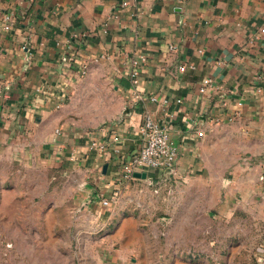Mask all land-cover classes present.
Instances as JSON below:
<instances>
[{"label": "crops", "instance_id": "0c3cea01", "mask_svg": "<svg viewBox=\"0 0 264 264\" xmlns=\"http://www.w3.org/2000/svg\"><path fill=\"white\" fill-rule=\"evenodd\" d=\"M3 14L12 16L7 30ZM263 22L264 0H0V131L35 146L41 165L69 175L80 209L75 222L94 234L98 264H209L187 261L190 251L148 249L139 220L123 216L130 183H139L136 192L150 183L116 180L141 146L145 116L168 125L178 147L170 176L199 167L206 145L223 136L231 158L242 160L233 191L264 195ZM133 61L135 88L128 76ZM95 70L120 96L116 119L94 138L105 143L102 151L89 149L92 135L67 132L63 120L64 102ZM207 78L211 84L201 90ZM149 176L156 183L170 177L158 170ZM116 190L104 207L101 199Z\"/></svg>", "mask_w": 264, "mask_h": 264}, {"label": "rangeland", "instance_id": "374dc122", "mask_svg": "<svg viewBox=\"0 0 264 264\" xmlns=\"http://www.w3.org/2000/svg\"><path fill=\"white\" fill-rule=\"evenodd\" d=\"M114 87L99 70L82 80L64 102V129L82 139L101 137L98 131L118 115ZM9 135L0 131V264H98L94 234L75 222L80 209L69 175L41 165L35 146ZM213 140L192 172L143 182L142 192L132 181L123 216L139 220L140 242L148 249L190 251V262L264 264V195L233 191L235 164L242 160L231 158L223 136Z\"/></svg>", "mask_w": 264, "mask_h": 264}, {"label": "built area", "instance_id": "2783aa9c", "mask_svg": "<svg viewBox=\"0 0 264 264\" xmlns=\"http://www.w3.org/2000/svg\"><path fill=\"white\" fill-rule=\"evenodd\" d=\"M11 15H2L5 30L12 26ZM259 32L261 34L264 33V22L260 26ZM180 69L183 70L184 66H181ZM128 76L131 85L135 88L138 84V67L136 61L132 62V68L129 71ZM210 84V78L204 79L201 90H204V86ZM137 97L143 96L139 94ZM54 132L56 134H60L61 130L58 128L55 129ZM138 135L141 146L137 151L132 153L129 158L123 161L121 164L120 173L116 180L119 183L127 184L132 180L137 179L133 176L134 172L145 171L149 175V172L153 170L161 171L163 178L170 176L174 171L178 155V147L171 141L168 125L161 124L154 121L149 116H145L143 122L138 127ZM92 138L89 139V149L93 150L97 146V148L102 151L105 147V143L100 141L96 143L94 137ZM117 197L118 190H116L111 197L102 198L101 204L104 207H108Z\"/></svg>", "mask_w": 264, "mask_h": 264}, {"label": "water", "instance_id": "95a60500", "mask_svg": "<svg viewBox=\"0 0 264 264\" xmlns=\"http://www.w3.org/2000/svg\"><path fill=\"white\" fill-rule=\"evenodd\" d=\"M106 170V165L103 166V172ZM133 176L139 179L148 180L149 182H153V178L148 175L147 172H134ZM262 260V259H261ZM260 260V261H261Z\"/></svg>", "mask_w": 264, "mask_h": 264}]
</instances>
